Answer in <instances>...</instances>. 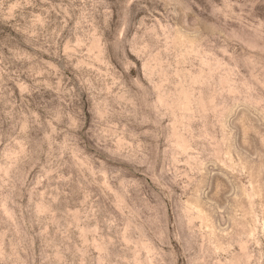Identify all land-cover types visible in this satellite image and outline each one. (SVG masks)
Masks as SVG:
<instances>
[{
    "label": "rangeland",
    "instance_id": "1",
    "mask_svg": "<svg viewBox=\"0 0 264 264\" xmlns=\"http://www.w3.org/2000/svg\"><path fill=\"white\" fill-rule=\"evenodd\" d=\"M0 264H264V0H0Z\"/></svg>",
    "mask_w": 264,
    "mask_h": 264
}]
</instances>
